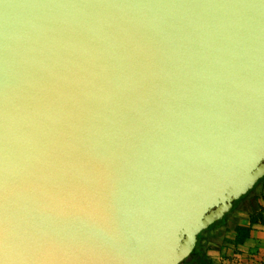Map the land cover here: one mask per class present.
<instances>
[{"label": "water", "instance_id": "1", "mask_svg": "<svg viewBox=\"0 0 264 264\" xmlns=\"http://www.w3.org/2000/svg\"><path fill=\"white\" fill-rule=\"evenodd\" d=\"M264 177V0H0V264H180Z\"/></svg>", "mask_w": 264, "mask_h": 264}, {"label": "crops", "instance_id": "2", "mask_svg": "<svg viewBox=\"0 0 264 264\" xmlns=\"http://www.w3.org/2000/svg\"><path fill=\"white\" fill-rule=\"evenodd\" d=\"M180 264H264V177L212 224Z\"/></svg>", "mask_w": 264, "mask_h": 264}]
</instances>
